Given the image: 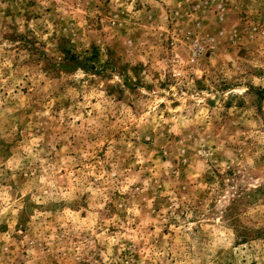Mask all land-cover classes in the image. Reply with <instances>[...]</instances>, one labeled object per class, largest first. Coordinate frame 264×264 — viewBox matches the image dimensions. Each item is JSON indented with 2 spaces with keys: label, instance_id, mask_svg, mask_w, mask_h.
Returning a JSON list of instances; mask_svg holds the SVG:
<instances>
[{
  "label": "rangeland",
  "instance_id": "374dc122",
  "mask_svg": "<svg viewBox=\"0 0 264 264\" xmlns=\"http://www.w3.org/2000/svg\"><path fill=\"white\" fill-rule=\"evenodd\" d=\"M0 264H264V0H0Z\"/></svg>",
  "mask_w": 264,
  "mask_h": 264
}]
</instances>
